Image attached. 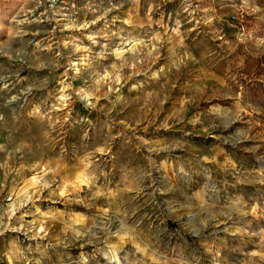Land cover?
<instances>
[{
  "label": "rangeland",
  "instance_id": "1",
  "mask_svg": "<svg viewBox=\"0 0 264 264\" xmlns=\"http://www.w3.org/2000/svg\"><path fill=\"white\" fill-rule=\"evenodd\" d=\"M0 264H264V0H0Z\"/></svg>",
  "mask_w": 264,
  "mask_h": 264
}]
</instances>
